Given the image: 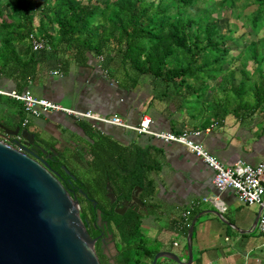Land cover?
<instances>
[{
	"label": "trees",
	"instance_id": "1",
	"mask_svg": "<svg viewBox=\"0 0 264 264\" xmlns=\"http://www.w3.org/2000/svg\"><path fill=\"white\" fill-rule=\"evenodd\" d=\"M226 10L254 37L238 54L242 63H252L253 72L241 68L237 84L230 55L234 31L219 28ZM262 29L264 0H0V79L15 82L20 91L51 59L84 63L91 56L124 87L134 88L142 77H150L156 86L164 87L153 98L171 103V90L184 102L181 108L185 103L193 109L200 106L208 82L219 79L215 89L223 97L213 95L207 114L218 118L232 113L241 119L264 110ZM31 36L43 40L46 48L33 52ZM199 112L205 113L201 108ZM16 114V126L28 129L21 125L26 116L23 109ZM79 124L88 139L90 159L84 173L90 179H80L73 172L56 144L37 135L34 139L50 151V168L82 204L80 217L90 237L98 238L95 251L100 263L151 264L159 247L142 233L140 212L128 207L119 215L115 210L123 209L121 203H129L138 188L142 203L152 199L151 175L156 169L152 153L135 145L123 146L87 122ZM76 152L74 148L72 154ZM107 185L113 202L107 197ZM105 236H112V258L103 253Z\"/></svg>",
	"mask_w": 264,
	"mask_h": 264
},
{
	"label": "crops",
	"instance_id": "2",
	"mask_svg": "<svg viewBox=\"0 0 264 264\" xmlns=\"http://www.w3.org/2000/svg\"><path fill=\"white\" fill-rule=\"evenodd\" d=\"M50 61L47 68L29 79L20 91L15 82L2 78L0 88L27 90L36 98L67 109L91 110L101 116L117 115L134 126L147 117L149 128L154 132L197 131L200 134L193 140L226 167L238 161L256 165L264 156V118L257 113L241 119L232 113L218 118L200 114L192 107L181 108V104L173 106L163 99L153 98L155 95L143 91L139 83L134 88L124 87L111 78L94 57L88 56L84 63ZM53 71H59L62 76L52 75ZM0 103L6 105L5 109L11 114L10 121L3 122L4 126H13L9 129L14 130L18 127L16 113L22 108L21 104L4 96H0ZM79 122L82 121L60 113H48L30 118L28 129L21 131L37 135L29 130L31 126L48 128L60 141L68 131L60 125H69L75 127L77 135L83 139L80 145L87 144ZM96 129L123 146L148 149L154 157L156 169L151 178L155 193L151 200L143 202L144 207L136 206L142 216L141 231L146 238L158 243L159 252L170 253L179 261L162 257L157 264H264V235L253 227L259 207L240 203L230 188L216 190L213 171L185 146L108 125L98 124ZM82 146L89 156L86 145ZM195 217L189 263L187 231Z\"/></svg>",
	"mask_w": 264,
	"mask_h": 264
},
{
	"label": "water",
	"instance_id": "3",
	"mask_svg": "<svg viewBox=\"0 0 264 264\" xmlns=\"http://www.w3.org/2000/svg\"><path fill=\"white\" fill-rule=\"evenodd\" d=\"M0 130L13 138L11 144L0 140V264H101L95 251L98 238L88 234L79 202L47 160L30 152L29 147H37L34 135L2 124ZM139 192V188L133 192L130 207L143 206ZM107 197L114 201L108 185ZM128 207L115 212L123 215ZM260 212L259 208L253 227ZM196 219L187 231L189 263ZM106 239L112 240V236ZM162 257L179 262L170 253L158 252L151 264H157Z\"/></svg>",
	"mask_w": 264,
	"mask_h": 264
},
{
	"label": "built area",
	"instance_id": "4",
	"mask_svg": "<svg viewBox=\"0 0 264 264\" xmlns=\"http://www.w3.org/2000/svg\"><path fill=\"white\" fill-rule=\"evenodd\" d=\"M29 44L31 50L35 53L41 52L46 48L43 40L33 36L30 37ZM51 74L62 76L59 71H53ZM0 96L15 100L21 104L26 115L22 120V127L29 123L30 118H38L48 113H60L78 121L89 122L93 128H95L94 123H100L132 131L137 135H148L163 142H173L185 146L190 153L201 159L213 171L212 182L216 190L223 191L230 188L235 192L240 203L247 206L256 205L261 209L256 227L258 232L264 235V156L256 165L238 161L232 166L226 167L193 140L194 137L200 134L197 131H183L179 134L164 131L154 132L149 128L150 120L147 117H144L136 126L129 125L117 115L101 116L91 110L77 111L67 109L58 104L36 98L27 90L18 92L0 88ZM2 141L11 144L9 137L3 136ZM18 150L20 151L21 149L18 147Z\"/></svg>",
	"mask_w": 264,
	"mask_h": 264
},
{
	"label": "rangeland",
	"instance_id": "5",
	"mask_svg": "<svg viewBox=\"0 0 264 264\" xmlns=\"http://www.w3.org/2000/svg\"><path fill=\"white\" fill-rule=\"evenodd\" d=\"M215 1H219V0H215ZM238 6H240V4H238ZM226 27H231L234 31L233 37L235 41L234 43L231 44L230 55L231 57H233V64L231 65V67L235 69V84H237L240 79L239 70L241 68L246 67L247 71H249L250 73L253 72L252 63L251 62L242 63V61H240V59L238 58L239 57L238 54L246 45H248V43L254 37L252 34H250V29L249 28L245 29L243 26H241V21H238L234 19L233 17H231L227 10L225 12L222 11V19L221 21H219V28L221 32H224L226 30ZM259 36H264V29L261 30ZM49 63H50V66L52 67L53 64H51V61ZM48 65L49 64H46L45 67L47 68ZM253 79H255V76ZM218 81L219 79L208 82L209 87H208V90L203 94L202 103L200 106H197L195 108L197 111H199L201 108V110H204L205 114L209 113L212 107L213 100H214L213 95L215 94L218 98L223 97L221 91L215 89ZM139 84L142 85L141 88H143V91L145 90L148 94L150 95L153 94V96L158 95L161 90H164V87L160 85L156 86L154 80H152L150 77H142L141 80L139 81ZM169 93L173 97L171 98L173 99L171 100V104L173 106H175V104L177 103L180 104V102L184 103L179 98L175 97L176 95L172 94L171 90H169ZM185 104H186L185 107L188 106L187 103ZM5 107L6 105H2V103H0V121L1 122L10 121L11 119V114L9 113V111L5 109ZM258 114L260 115L261 118H264V110ZM98 124L100 123H94V127L97 128ZM60 126L61 128L68 130L63 136V138L60 139V141H57V139L54 138L52 132L48 128L43 129L41 127L39 129L38 127L31 126L29 130L31 132H35L37 136L40 139L44 140L45 142L49 144H53V143L56 144L57 146L56 145L55 146L57 147L58 151L60 152L62 151L63 156L68 157L71 167L74 168L73 172L77 173L80 179L88 178L90 175L88 173L86 174V172L84 173V171H86V161L90 159V156H87V153L83 150L85 147L82 145H85V144L80 145L83 142L82 141L83 139H81L77 135L78 131L76 130L75 127H71L69 125H60ZM0 140H3V134L1 133H0ZM74 148H75V151L77 150V152L75 154H72V152L74 151ZM90 178L91 177H89L88 179ZM81 206L82 204L81 205L79 204L80 214L82 212ZM102 246H103L102 249H103L104 254L112 258L113 254H115V250L111 243V240L104 239V243Z\"/></svg>",
	"mask_w": 264,
	"mask_h": 264
},
{
	"label": "flooded vegetation",
	"instance_id": "6",
	"mask_svg": "<svg viewBox=\"0 0 264 264\" xmlns=\"http://www.w3.org/2000/svg\"><path fill=\"white\" fill-rule=\"evenodd\" d=\"M3 136H5V135H3ZM8 137V136H7ZM9 140L10 141H12L13 140V138H11V137H9ZM23 142V141H22ZM34 143L37 145V147L36 148H31V147H29V150H30V152L32 153V155H35V156H37V157H39V158H41V159H46L47 161H48V163H49V160H52V158H51V154H50V151L49 150H46L45 148H44V146L42 145V144H40V143H38L37 142V139H36V136H35V139H34ZM77 144H79V143H77ZM35 145V146H36ZM50 164H52L51 163V161H50V163H49V166H50ZM51 170H52V168H50ZM53 171V170H52ZM54 172V171H53ZM56 173V172H55ZM58 175V174H57ZM73 181V180H72ZM74 181H76V180H74ZM72 184H73V182H71ZM75 186V185H74ZM76 187V186H75ZM78 188V187H77ZM69 190H71V189H69ZM72 191V190H71ZM123 205V206H122ZM130 205H131V201L129 202V203H126V202H122L121 203V206H122V208L123 207H127V206H129L130 207ZM136 208V207H135ZM83 211V210H82ZM96 224H97V226L98 227H101V225H100V222H99V219L97 220V222H96ZM105 237H107V236H105ZM102 238V239H106V238ZM101 239V240H102ZM103 245V244H102ZM103 247V246H102ZM104 253V252H103ZM109 257V256H108Z\"/></svg>",
	"mask_w": 264,
	"mask_h": 264
}]
</instances>
